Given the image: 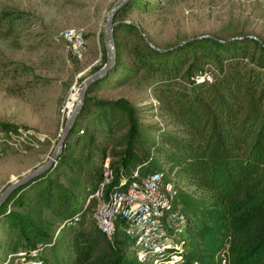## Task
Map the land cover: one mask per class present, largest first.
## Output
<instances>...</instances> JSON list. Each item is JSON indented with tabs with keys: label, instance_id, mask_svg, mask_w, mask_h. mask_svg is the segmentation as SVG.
Segmentation results:
<instances>
[{
	"label": "trees",
	"instance_id": "obj_1",
	"mask_svg": "<svg viewBox=\"0 0 264 264\" xmlns=\"http://www.w3.org/2000/svg\"><path fill=\"white\" fill-rule=\"evenodd\" d=\"M11 18L9 12L0 13L1 40L14 34ZM128 27L139 34V41L128 47L133 76L152 85L160 109L173 118L174 130L159 127L160 142L151 143L147 150L146 143L142 147L137 141L139 124L128 102L96 101L98 107L123 105L130 115L124 150L117 161L111 159L115 180L106 195L138 169L150 172L162 159L174 176L179 193L176 204L183 205L192 223L185 234L183 258L176 264H264L263 41L248 35L223 41L207 37L161 50L151 47L135 26ZM118 65L116 59L115 67L100 81ZM206 75L211 81L204 79ZM89 94L69 137L80 119L90 114ZM18 130L0 123V133L7 137ZM66 146L49 171L17 189L1 205L0 214L8 213L12 222L15 237L10 250L15 252L1 256L0 263L17 264L19 253L38 251L42 264H140L134 244L124 233L119 232L112 242L87 223L86 200L98 188L103 162L111 155L102 149L95 164L89 154L76 172L77 163L64 160ZM59 170L70 174L66 182L54 177ZM29 197L39 206L37 211L50 210L52 223H41L31 214ZM11 201L15 208L9 212ZM58 231L61 234L56 237Z\"/></svg>",
	"mask_w": 264,
	"mask_h": 264
},
{
	"label": "rangeland",
	"instance_id": "obj_2",
	"mask_svg": "<svg viewBox=\"0 0 264 264\" xmlns=\"http://www.w3.org/2000/svg\"><path fill=\"white\" fill-rule=\"evenodd\" d=\"M119 1L0 0V13L12 14L14 32L11 39H0V123L19 127L9 137L0 133V196L49 162L70 115L69 105L84 82L107 63L106 20ZM114 22L119 65L88 91L90 114L80 119L76 132L66 141L64 160L76 162V172L80 164L87 163L89 154L94 156L92 162L99 163L104 148L112 161H117L127 141L128 109L123 105L98 107L96 101L128 102L139 124L137 141L142 147L146 143L147 150L151 143L160 142L159 127L174 130L173 118L160 109L152 85L133 76L135 67L128 47L139 41V34L128 25L135 26L151 47L161 50L207 37L223 41L248 35L264 43V0H139L131 8H122ZM69 30L84 35V54H77L64 39ZM153 166L150 171H163L166 179L174 177L164 160L157 159ZM59 171L54 177L64 182L70 174ZM33 186L27 189L34 190ZM187 192L192 193L191 189ZM90 198L86 200V218L89 228L95 230L100 202ZM27 202L35 218L52 223L49 209L37 211L39 206L31 197ZM14 208L11 201L7 209ZM11 223L8 213L0 214L2 258L15 252L10 250L15 237ZM55 234L57 237L61 232Z\"/></svg>",
	"mask_w": 264,
	"mask_h": 264
},
{
	"label": "built area",
	"instance_id": "obj_3",
	"mask_svg": "<svg viewBox=\"0 0 264 264\" xmlns=\"http://www.w3.org/2000/svg\"><path fill=\"white\" fill-rule=\"evenodd\" d=\"M64 39L79 55L87 50L81 32L69 30ZM205 80L211 81L206 75ZM115 180L111 158L103 162L102 180L90 199L100 202L96 225L103 235L114 241L122 232L132 241L140 264H176L186 248L185 234L192 227L183 209L176 204L178 189L174 178L163 171L141 172L121 182L108 195L107 187ZM17 264H42L38 251L19 253ZM223 264H226L225 262Z\"/></svg>",
	"mask_w": 264,
	"mask_h": 264
},
{
	"label": "water",
	"instance_id": "obj_4",
	"mask_svg": "<svg viewBox=\"0 0 264 264\" xmlns=\"http://www.w3.org/2000/svg\"><path fill=\"white\" fill-rule=\"evenodd\" d=\"M132 0H120L117 2L111 11L109 12L106 20V26H105V42L108 47V59L106 65L93 74L91 77H89L82 87L79 90V95L76 101V106L73 109V111L70 113L68 116L64 132L62 134V137L53 153L51 156L49 162L38 168L33 170L31 173L17 181L16 183L10 185L0 196V207L2 204L6 202V200L10 197L11 194H13L17 189L27 185L37 177H40L44 175L47 171H49L54 164L58 161L60 158L61 153L63 152V149L65 147V143L70 135V132L74 126V124L77 122V119L82 111V107L84 104V99L90 89L91 86L94 84L98 83L100 80L105 78L111 69H113L116 65V50H115V39H114V30L117 26V24L114 22L115 17L118 14V12L127 6ZM156 48V47H154Z\"/></svg>",
	"mask_w": 264,
	"mask_h": 264
},
{
	"label": "bare ground",
	"instance_id": "obj_5",
	"mask_svg": "<svg viewBox=\"0 0 264 264\" xmlns=\"http://www.w3.org/2000/svg\"><path fill=\"white\" fill-rule=\"evenodd\" d=\"M78 95H79V93L77 94V96H78ZM77 96H76V98L73 100V102L69 105L70 113L73 111V109H74L75 106H76Z\"/></svg>",
	"mask_w": 264,
	"mask_h": 264
}]
</instances>
